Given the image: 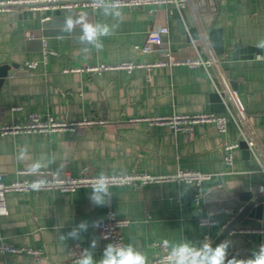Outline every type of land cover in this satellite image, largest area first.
Returning a JSON list of instances; mask_svg holds the SVG:
<instances>
[{
  "label": "crops",
  "instance_id": "crops-1",
  "mask_svg": "<svg viewBox=\"0 0 264 264\" xmlns=\"http://www.w3.org/2000/svg\"><path fill=\"white\" fill-rule=\"evenodd\" d=\"M8 1L16 0H0ZM214 2L193 0L192 5L180 10L171 5L117 8L119 16H106L101 7L74 9L72 18L86 17L91 23L112 27L111 34L102 37L103 50L91 48L87 54L82 52L80 25L71 32L49 28L42 37L40 25L51 16L50 8L0 10V66H18L0 84V129L23 125L29 115L56 122H94L75 131L0 132V175L4 183L20 179L19 171L53 155L55 161L46 162L40 169L57 175L168 176L178 169L210 175L200 188L182 182L142 188L110 186L112 194L103 206L90 201L92 188L72 194L7 193L6 214L0 216V241L9 247L39 251L40 255L8 253L0 255V264H76L68 259V252L74 247L90 249L93 240L96 247L91 250L99 259L110 243L99 237L92 222L103 219L108 211L128 221L123 229L124 245L133 244L152 264L160 254V243L170 249L185 242L199 247L208 235L211 244L232 216L229 207L233 198L241 193H260L264 187L260 169V163L264 164V57L234 60L231 54L239 44L264 50L259 47L264 41V0ZM23 12L27 13L26 20L16 17ZM61 14L65 16L68 11L61 10ZM206 25L221 30L224 51L216 56L209 42L217 64L207 69L180 65L149 71L135 68L130 73L72 71L86 65L152 63L166 52L176 59L198 54L207 58L208 46L201 38ZM155 27H166L167 34L160 46L144 52L146 36ZM190 29L198 39L192 38ZM28 62L37 66L29 70ZM223 79L242 105L259 150L256 156L250 152L247 159L239 148L233 150L230 167L223 165L222 148L225 143L241 140L234 113L211 110L215 105L211 95L223 88ZM200 113L224 114L225 133H218L209 124H195L188 137L164 126L133 121ZM25 146L27 154L21 160L20 149ZM198 194L200 202L195 204ZM207 215L216 224L200 226L198 219ZM81 221L89 222L87 231L80 233L79 240L62 243L60 235ZM234 234L247 240L236 261L252 258L264 245V229Z\"/></svg>",
  "mask_w": 264,
  "mask_h": 264
},
{
  "label": "built area",
  "instance_id": "built-area-1",
  "mask_svg": "<svg viewBox=\"0 0 264 264\" xmlns=\"http://www.w3.org/2000/svg\"><path fill=\"white\" fill-rule=\"evenodd\" d=\"M218 3L220 0H214ZM193 0H116L117 8H141L144 6H158V5H171L180 10L186 6L192 5ZM34 5L35 8H50L51 10H74L78 8H90L93 10L98 9L101 5L98 0H16L8 2H0V10H8L14 5ZM167 34L166 27H155L149 31L146 36L143 46L144 52H151L155 47L162 44V38ZM201 38L207 44V58H203L199 54L196 57L176 59L170 52L161 54V56L152 63L141 64L132 62H122L118 65H94L76 68L72 71L75 72H101L105 70H124L130 73L135 68H142L147 71L153 68L160 67H173V66H186L189 68L202 67L207 69L211 65H216L217 60L213 55V51L209 45L206 33L202 34ZM46 54V53H45ZM44 54V55H45ZM37 66L35 62L26 63L29 70H33ZM217 93H222L228 104H225L226 112H233L234 122L236 123L239 133L241 135L240 141H245L249 151L256 156L258 145L253 135L250 124L244 114L242 105L235 99L229 83L223 79V88L218 89ZM232 114V113H231ZM134 122H147L149 126H164L172 133H183L188 137L192 135V129L195 124H209L212 125L218 133H225L227 126V117L224 114L215 113H200L192 115H172L169 117H152L147 119H136ZM94 124L90 121L81 122H56L52 119H41L36 115H29L27 123L13 127H3L0 129L1 133H18V132H43L50 133L53 131H75L77 127L87 126ZM238 141L225 143L223 145V165L230 167L233 164V150L238 148ZM260 169L264 173V164L260 163ZM20 179L12 181L11 183H4L0 175V216L6 214V195L7 193H34L39 191H56L59 193L72 194L81 188H92L100 175H89L83 173L76 177L71 175H57L51 170L39 169L35 174L29 172V169L21 170L18 172ZM110 186H129L142 188L150 184H164L171 182H182L185 184L195 185L197 188L203 182L210 179V175L200 173L199 171H187L178 169L174 174L168 176H152L147 173H127L119 175H104ZM36 180L45 181L44 184L38 188H33V182ZM260 193L263 191V186L259 189ZM199 194L194 197L195 204H199ZM101 221L100 227L96 228L99 237L102 240L111 243L123 244V229L127 226L126 219L116 217L111 211H108ZM198 223L202 227H211L216 224V221L210 215L200 217ZM208 235L204 236L203 243L210 244ZM160 254L152 264H173L172 249L165 243L158 244ZM84 249L80 247L72 248L67 257L71 261H77L81 252ZM27 254L34 257L40 255L39 251L32 249H17L7 246L3 241H0V255L4 254Z\"/></svg>",
  "mask_w": 264,
  "mask_h": 264
},
{
  "label": "clouds",
  "instance_id": "clouds-1",
  "mask_svg": "<svg viewBox=\"0 0 264 264\" xmlns=\"http://www.w3.org/2000/svg\"><path fill=\"white\" fill-rule=\"evenodd\" d=\"M101 5V10L104 15L119 16L120 12L116 6V0H98ZM80 25V41L84 45L82 52L87 54L91 48L96 51L103 50L102 37L111 34L112 27L107 24L91 23L86 17L66 18L65 30L73 31L75 26ZM91 46V47H89ZM259 47L264 48V41L259 44ZM27 154V147L20 149L19 157L21 160ZM55 156L42 157L40 160L34 161L29 166V172L35 174L39 169L45 166V163H53ZM45 181L36 180L33 182V188H38ZM110 185L107 182L103 174L98 178L94 186L92 187V193L90 195V201L97 206H103L108 202V198L111 196ZM101 221L97 220L92 222V227H100ZM89 226L88 221H81L80 224L68 232L66 235H60V240L64 243L67 239L79 240L80 233L87 231ZM96 247V241L93 240L90 249H84L76 264H149L148 257L140 250H138L133 244L123 245L120 243L108 244L102 256L99 259L94 257V253L91 249ZM230 247L229 241H222L216 244L215 247L212 244L201 243L199 247H196L191 242H185L179 245H175L172 248L173 264H226L228 248ZM235 261V259H232ZM229 261V260H227ZM235 264H264V245L253 253V257L247 260L235 261Z\"/></svg>",
  "mask_w": 264,
  "mask_h": 264
},
{
  "label": "water",
  "instance_id": "water-1",
  "mask_svg": "<svg viewBox=\"0 0 264 264\" xmlns=\"http://www.w3.org/2000/svg\"><path fill=\"white\" fill-rule=\"evenodd\" d=\"M214 2V0H208ZM215 3V2H214ZM34 5H14L11 6L13 8L19 7H33ZM68 14L63 16L61 14V10H52L51 16L49 18H44L41 22V35L42 37L47 36V31L49 28L59 27L65 28V20L73 15V10H67ZM213 11V10H212ZM17 18H21L26 20L27 13H22L19 15L16 14ZM76 18V17H74ZM205 30L207 33L208 40L211 44V47L216 56L223 54V44L221 38V30L218 28H211L209 25L205 26ZM189 33L191 34L194 40L198 39L197 34L194 29H190ZM196 34V35H195ZM254 55L263 56L264 50L256 47H243L242 45H237L235 50L231 54V58L234 60L237 59H250ZM17 65H2L0 66V84L4 81L5 78L12 76L14 74L15 69H17ZM211 101L215 104L212 107L213 112L224 113L226 111L225 104H229L226 101L225 96L222 93L214 92L211 95ZM238 148L242 151L243 156L247 159L249 158L250 151L245 143V141H239ZM231 198V197H228ZM232 211V216L227 223V225L223 228L220 234L214 239L211 243L213 247L216 244L222 241H229L230 247L228 248V255L226 262H235L238 257L240 258V250L243 249L242 245H245L246 238L234 234L239 231H257L260 229H264V187L263 191L259 194H251V193H241L237 196V198H233L232 205L229 207ZM232 259H235L233 261Z\"/></svg>",
  "mask_w": 264,
  "mask_h": 264
}]
</instances>
